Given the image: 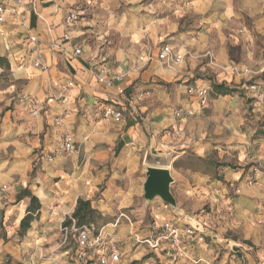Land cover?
<instances>
[{
  "label": "crops",
  "instance_id": "0c3cea01",
  "mask_svg": "<svg viewBox=\"0 0 264 264\" xmlns=\"http://www.w3.org/2000/svg\"><path fill=\"white\" fill-rule=\"evenodd\" d=\"M24 2L19 16L0 24V229L12 235L0 238V264L7 253L13 264H53L42 259L43 247L60 249L62 224L79 198L107 220L99 230L122 242L119 264L140 262L149 250L175 257L171 264H220L214 262L219 247L206 242L219 233L205 228L209 214H195L217 200L226 216L218 230L239 231L264 254V174L249 186L253 167L245 166L252 145L264 168V0ZM71 11L80 21L69 29ZM165 43L186 54L175 71L157 60ZM76 47L83 50L79 56L72 54ZM38 59L41 67H35ZM214 84L235 91L217 94ZM63 85L69 87L67 106L56 99ZM189 87L209 89L205 108ZM22 96L37 102L38 115ZM108 106L124 112L122 122L103 118ZM58 116L61 126L54 122ZM67 132L76 140L73 154L63 150ZM232 154L239 156L234 166L223 162ZM151 166L170 171L176 207L145 199ZM25 188L42 208L20 237L29 200L18 202L17 195ZM149 212L153 225L146 221ZM167 221L195 227V239L179 248L138 244L157 236ZM224 240L226 249L239 245Z\"/></svg>",
  "mask_w": 264,
  "mask_h": 264
},
{
  "label": "built area",
  "instance_id": "2783aa9c",
  "mask_svg": "<svg viewBox=\"0 0 264 264\" xmlns=\"http://www.w3.org/2000/svg\"><path fill=\"white\" fill-rule=\"evenodd\" d=\"M55 4L61 3L62 0H52ZM25 5L24 0H0V24L5 23L8 17H17L20 15V10ZM80 21V16L78 12L71 11L66 19L65 25L67 28L71 29ZM64 39H69V34L65 35ZM33 40H35L33 38ZM83 50L79 47H76L73 51V56L81 55ZM186 54L183 53L180 49H177L172 44L165 43L160 48L158 54V62L162 65L165 70L175 71L180 65L185 61ZM143 60V58H141ZM152 60L151 57L147 59V62ZM42 63L40 59L35 61V67H41ZM246 73H251L246 71ZM120 79V77H117ZM100 82H104L103 77L98 76ZM251 90H256L255 86L250 87ZM69 87L63 85L56 99L64 106L69 104ZM187 93L192 96H197L199 98V103L201 107L205 108L209 104V89L207 88H197L189 87ZM21 102H28L31 107V112L33 115H38V104L36 101L30 99L27 96H22L20 98ZM68 111L66 110L67 114ZM177 115H182L180 111L176 112ZM192 112H187L186 116H191ZM103 118L105 120H112L115 123H120L124 119V112L118 110L113 106H108L103 111ZM54 122L57 126L64 124V117L58 116L54 119ZM176 135L180 136L181 132H177ZM63 150L67 154H73L77 151L75 137L71 133H65L63 138ZM52 158H49V161H52ZM254 177L247 181L249 186H257L258 175L264 174V168L256 166L253 169ZM4 190L7 187H3ZM167 208L168 206L165 205ZM63 222L61 231L63 233L64 240L66 241L68 235L71 234L72 237L76 240V251L75 259L78 264H89L90 261H94L96 264H119L121 261V250L119 241L116 236L104 229L96 230L95 225H84L77 226V223L72 219V224L66 226ZM264 224V220L261 221ZM162 231L158 233L157 236L153 238H148L145 242L151 248H160L167 244L173 245L175 248H179L183 241L187 238L195 239L197 229L193 226H187L181 228L178 225L173 224L172 222H165L162 227ZM54 261V260H53Z\"/></svg>",
  "mask_w": 264,
  "mask_h": 264
},
{
  "label": "rangeland",
  "instance_id": "374dc122",
  "mask_svg": "<svg viewBox=\"0 0 264 264\" xmlns=\"http://www.w3.org/2000/svg\"><path fill=\"white\" fill-rule=\"evenodd\" d=\"M262 78L264 79V77ZM245 153H246V162H245L246 165L245 166L247 170L252 167L254 169L256 166L261 165L254 156L255 153L253 151L252 145L249 146V149H247ZM238 159H239V156L237 154H232L231 156L227 157V160H223V162L232 163L233 164L232 166H234V164H236ZM204 167L205 165H203L202 163L199 164V168L203 169ZM215 203H216L215 206L204 205L203 208H201L199 212L195 213L196 215H199L198 219H201L200 215L209 214L208 220H206L208 224L206 225L205 228L214 229L213 231L214 234L219 233V238L209 235L208 237H210V240L209 241L206 240L208 244L217 245L219 247L220 254L217 258H215L214 262H220V264H230L231 259H233L235 264H249L250 261L255 264H260L264 262V256H263L264 254L260 255L259 253L261 246L259 247L256 246L252 242L253 240L251 238L244 239V236H241L239 231L229 232V231L218 230V228H220L219 222H223L226 216L223 215L225 214V212H223L224 210L222 206H220L219 201L217 200ZM106 221L107 220L105 219L104 220L97 219L96 222L93 223L95 225L96 230H99L102 224H104ZM146 221H148L149 223H151V225H153V220H152V216L150 212L147 214ZM0 235H3L5 240L12 239L10 237L12 235H11V230L9 228L0 229ZM146 238L147 237L140 238V241L138 242V244L149 246L145 242ZM218 239H221V241L213 242V240H218ZM224 239L237 240L239 245H232L230 248L228 247V249H226L224 247H226L229 243L225 241ZM59 242H61V247L57 251L56 250L46 251V249L49 248V244H45L43 247L45 254L41 256L42 259H45V260L54 259V261L52 260L54 262L53 264H69V263L74 262L75 251H76V240L74 239V237H72L71 234H69L66 241L64 240V237L63 238L60 237ZM120 243L122 242L119 241V244ZM250 247H252V249H249ZM247 254H249L251 258H248ZM232 256H234V258ZM170 259H172V261L174 260V262L176 261L175 257L170 258V256L169 257L165 256V258L164 257L162 258L161 256H158V254H156L155 252H151V250H149V252H147L146 254V258H143V260H141L137 264H171L168 262ZM14 260H15V257L12 256L11 254L7 253L6 255H4L5 264H13ZM19 264H22V263H19Z\"/></svg>",
  "mask_w": 264,
  "mask_h": 264
},
{
  "label": "trees",
  "instance_id": "16d2710c",
  "mask_svg": "<svg viewBox=\"0 0 264 264\" xmlns=\"http://www.w3.org/2000/svg\"><path fill=\"white\" fill-rule=\"evenodd\" d=\"M213 90L217 94L227 95L231 94L235 91V89H231L225 84H214ZM24 200H29L26 215L21 220L18 235L23 237L28 230L31 228L32 223L39 217V213L42 208V204L38 197H36L33 192L29 188L22 189L20 193L17 195V201L21 202ZM72 219H74L77 223V226L81 227L84 225H92L96 222L97 219L104 220L102 214L92 207V202L90 200H84L82 198L78 199L77 206L72 215V218H68L65 221V225L69 226L72 224ZM2 228H4L2 226ZM4 237L0 235V238ZM138 262H133L132 264H137Z\"/></svg>",
  "mask_w": 264,
  "mask_h": 264
},
{
  "label": "water",
  "instance_id": "95a60500",
  "mask_svg": "<svg viewBox=\"0 0 264 264\" xmlns=\"http://www.w3.org/2000/svg\"><path fill=\"white\" fill-rule=\"evenodd\" d=\"M144 183V197L147 201L160 198L164 203L172 207L177 206L175 197L171 192L174 179L167 168L149 167L146 172Z\"/></svg>",
  "mask_w": 264,
  "mask_h": 264
}]
</instances>
